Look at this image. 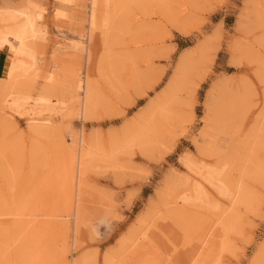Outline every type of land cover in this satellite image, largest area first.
<instances>
[{"label":"rangeland","instance_id":"374dc122","mask_svg":"<svg viewBox=\"0 0 264 264\" xmlns=\"http://www.w3.org/2000/svg\"><path fill=\"white\" fill-rule=\"evenodd\" d=\"M0 264H264V0H0Z\"/></svg>","mask_w":264,"mask_h":264},{"label":"bare ground","instance_id":"6f19581e","mask_svg":"<svg viewBox=\"0 0 264 264\" xmlns=\"http://www.w3.org/2000/svg\"><path fill=\"white\" fill-rule=\"evenodd\" d=\"M42 15V14H41ZM41 15L39 14L38 17L36 18H31L30 19V22H31V25H32V29L33 31L35 30V25H34V22L37 20V19H40ZM35 19V20H34ZM93 21V20H92ZM27 29V28H26ZM21 30V29H20ZM21 32V31H20ZM22 33V32H21ZM35 33V32H34ZM25 35V34H24ZM38 35V34H37ZM36 37V36H35ZM15 39L16 41L18 42H22V37L20 35H15ZM5 43H8L9 44V41H6V40H3L1 41V45H6ZM13 51H14V54H15V57H17V55H19L20 53H22V51L20 50H17L15 49L13 46ZM16 61H13V65L11 67V70H10V73H9V77L7 80H5L7 83H6V87L8 88L9 85L11 84V82L14 80L15 78V74L17 75L18 72L17 70L19 69V67H21L22 64H20L18 62V59H14ZM238 65V64H237ZM17 72V73H16ZM20 73V72H19ZM17 81V80H16ZM15 82V81H14ZM15 85V84H14ZM9 89V88H8ZM90 94V93H89ZM40 104V103H39ZM37 105V106H36ZM36 105H33L32 107H30L28 109V111H26V115H28L30 118H29V126L30 128L34 129V130H41V129H44L45 126H47L48 124H50L53 120L50 118V117H47V116H50V115H47L45 116V112H43L42 110L38 109L39 105L38 103ZM40 107H41V104H40ZM19 108V107H17ZM159 108V107H158ZM19 111V109H18ZM14 113L16 112V109L13 111ZM56 112V111H55ZM45 113V114H44ZM18 114V113H17ZM16 114V115H17ZM25 114V113H24ZM19 115V114H18ZM53 125V124H52ZM50 128V127H48ZM84 159V158H83ZM82 159V160H83ZM67 192V191H66ZM69 193V192H68ZM65 194V193H64ZM66 195V194H65ZM67 197V196H66ZM71 197V196H70ZM21 217V216H20ZM42 260V259H41Z\"/></svg>","mask_w":264,"mask_h":264}]
</instances>
